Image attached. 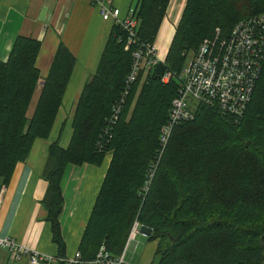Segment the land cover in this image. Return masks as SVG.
<instances>
[{"label": "trees", "instance_id": "16d2710c", "mask_svg": "<svg viewBox=\"0 0 264 264\" xmlns=\"http://www.w3.org/2000/svg\"><path fill=\"white\" fill-rule=\"evenodd\" d=\"M169 3L136 0L135 42L128 51L129 32L112 21L96 70L76 103L68 147L55 141L47 148L41 205L51 240L58 256H65L59 215L67 167L100 166L110 154L78 245L83 260L93 259L102 245L118 257L137 223L151 230L146 240L156 242L152 264H264V63L240 119L199 105L194 120L175 125L166 145L160 144L178 76L191 55L217 28L226 37L237 22L264 16V0H186L164 61L141 65L117 120L110 122L132 52L155 44ZM40 47L18 36L7 60L0 61V184L6 186L35 140L49 138L75 63L60 42L29 117L40 80ZM166 73L172 79L165 84Z\"/></svg>", "mask_w": 264, "mask_h": 264}, {"label": "crops", "instance_id": "0c3cea01", "mask_svg": "<svg viewBox=\"0 0 264 264\" xmlns=\"http://www.w3.org/2000/svg\"><path fill=\"white\" fill-rule=\"evenodd\" d=\"M135 2L136 0H113V5L119 9L121 16H124ZM185 2L186 0L181 10L176 13L172 9L174 0H170L154 44L157 61L163 62L166 57ZM112 25V21L101 19L90 0H0V61L7 60L12 44L18 36L32 38L41 43L35 62L40 80L28 116L34 111L41 85L49 71L58 44L63 42L75 59L62 105L49 138L35 140L27 159L15 165L0 209L1 237H12L20 244L52 257L58 254L51 240L46 211L41 205L47 182L40 174L45 164L47 148L51 143L57 141L61 148L68 147L76 103L83 86L96 70ZM172 25L174 30L169 43L166 42L165 46L161 45L162 42L158 44L161 34H164V37L169 36V32L166 34L163 32L164 26H168L170 31L173 29ZM110 157L108 154L100 166L69 165L65 171L62 182L63 207L59 215V224L67 257L78 250ZM141 245L142 252L138 264H151L156 242L146 240V243ZM136 248L137 244L135 250ZM147 254L149 258L145 260ZM0 264L28 263L27 259L11 262L7 253L0 250Z\"/></svg>", "mask_w": 264, "mask_h": 264}, {"label": "built area", "instance_id": "2783aa9c", "mask_svg": "<svg viewBox=\"0 0 264 264\" xmlns=\"http://www.w3.org/2000/svg\"><path fill=\"white\" fill-rule=\"evenodd\" d=\"M97 9L103 21H113L129 32L124 50L128 51L134 44L133 36L137 22L130 9L121 16L119 9L113 5V0H90ZM157 62L155 45L136 48L132 52V66L125 80V90L119 104L114 109L110 122L117 120L121 104L136 81L141 65L147 68ZM264 63V16L255 15L237 22L226 37H220V30H215V37L204 40L191 55L187 64L178 76L177 96L172 100L168 111V122L161 128L160 144L166 145L172 128L185 121L195 118L196 107L204 105L217 109L221 114L240 119L251 100L256 82ZM172 79L170 73L162 77L163 83ZM150 172L149 177L152 176ZM147 185L144 190H147ZM7 186L0 184V209L3 204ZM123 252L118 257H112L102 245L95 257L83 260L79 251L71 257L49 256L20 244L13 238L0 236V250L8 255L12 262L27 259L28 264H127L124 256L127 243L133 242L139 229L133 224Z\"/></svg>", "mask_w": 264, "mask_h": 264}, {"label": "rangeland", "instance_id": "374dc122", "mask_svg": "<svg viewBox=\"0 0 264 264\" xmlns=\"http://www.w3.org/2000/svg\"><path fill=\"white\" fill-rule=\"evenodd\" d=\"M183 2H184V0H174V3H173V7H172V9L173 10H175L176 11V13H178L180 10H181V8H182V4H183ZM171 12H172V10H171ZM172 28L173 29H171L170 31H169V29H168V26H164V28H163V32L166 34V33H168L169 34V36L168 37H164V34H161L160 35V37H159V42H158V44H160V42H162L161 43V45H164L165 46V44H166V42H168L169 43V41H170V38H171V36H172V32H173V30H174V25H172ZM162 33V32H161ZM161 56H162V54H161ZM159 57H160V55H159ZM161 58V57H160ZM31 116V114H29V117ZM66 118H68V117H66ZM66 120H68V119H66ZM108 156V155H107ZM106 156V157H107ZM133 226L134 225H132V228H133ZM132 228H131V230H132ZM131 230H130V232H131ZM139 230H140V226H139V229L137 230V232H136V235H135V238H134V241L133 242H131V241H129L128 243H127V250H126V253H125V256H124V260H125V262L127 263V264H138V262H139V259H140V254H141V252H142V245H141V243H146V239H145V237L144 236H142V234L139 232ZM130 234V233H129ZM10 238H12V237H10ZM129 238V237H128ZM136 239V240H135ZM128 240V239H127ZM136 241H137V243H136ZM127 242V241H126ZM136 244H137V248H136V250H135V246H136ZM126 245V244H125ZM130 248H131V250H130ZM78 251V250H77ZM76 251V252H77ZM150 254V253H149ZM58 256V255H57ZM72 256V255H71ZM71 256H69V257H71ZM149 255L147 254L146 255V258H145V260H148V257ZM152 262H153V259H152ZM152 264V263H151Z\"/></svg>", "mask_w": 264, "mask_h": 264}, {"label": "water", "instance_id": "95a60500", "mask_svg": "<svg viewBox=\"0 0 264 264\" xmlns=\"http://www.w3.org/2000/svg\"><path fill=\"white\" fill-rule=\"evenodd\" d=\"M139 232L145 237H148L151 234V230L144 227H140Z\"/></svg>", "mask_w": 264, "mask_h": 264}, {"label": "bare ground", "instance_id": "6f19581e", "mask_svg": "<svg viewBox=\"0 0 264 264\" xmlns=\"http://www.w3.org/2000/svg\"><path fill=\"white\" fill-rule=\"evenodd\" d=\"M178 1V0H177Z\"/></svg>", "mask_w": 264, "mask_h": 264}]
</instances>
